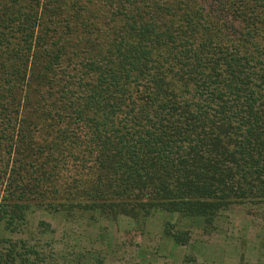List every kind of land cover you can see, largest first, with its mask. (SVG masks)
I'll use <instances>...</instances> for the list:
<instances>
[{
    "label": "trees",
    "instance_id": "1",
    "mask_svg": "<svg viewBox=\"0 0 264 264\" xmlns=\"http://www.w3.org/2000/svg\"><path fill=\"white\" fill-rule=\"evenodd\" d=\"M233 208L264 209V0H0V264L54 260L32 213L186 245Z\"/></svg>",
    "mask_w": 264,
    "mask_h": 264
},
{
    "label": "rangeland",
    "instance_id": "2",
    "mask_svg": "<svg viewBox=\"0 0 264 264\" xmlns=\"http://www.w3.org/2000/svg\"><path fill=\"white\" fill-rule=\"evenodd\" d=\"M168 218L153 214L145 222L126 217L86 222L37 212L27 217L26 228L32 241L42 238L53 245L51 264H264V209L233 208L216 223V231L194 230L186 245L164 236ZM39 221L49 223L52 233L37 235Z\"/></svg>",
    "mask_w": 264,
    "mask_h": 264
}]
</instances>
